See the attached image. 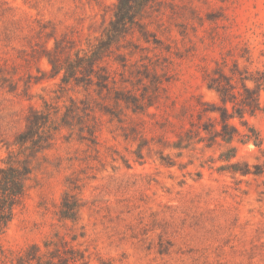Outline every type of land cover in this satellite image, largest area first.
<instances>
[{
  "label": "rangeland",
  "instance_id": "obj_1",
  "mask_svg": "<svg viewBox=\"0 0 264 264\" xmlns=\"http://www.w3.org/2000/svg\"><path fill=\"white\" fill-rule=\"evenodd\" d=\"M260 72L264 0H0V165L35 114L51 138L1 245L65 233L53 213L71 191L91 252L113 264H264V173L220 170H264V93L229 120L259 149L211 139ZM225 77L223 105L209 87Z\"/></svg>",
  "mask_w": 264,
  "mask_h": 264
},
{
  "label": "trees",
  "instance_id": "obj_2",
  "mask_svg": "<svg viewBox=\"0 0 264 264\" xmlns=\"http://www.w3.org/2000/svg\"><path fill=\"white\" fill-rule=\"evenodd\" d=\"M119 14L120 10L116 16L118 17ZM80 60L81 58H77V61ZM54 70L56 74L61 71L60 68ZM70 71V69L66 71L64 79L71 77L69 76ZM259 75L261 76L259 79L250 80L254 83L253 89L247 88L242 82L244 95L239 110H233L231 114L226 108L218 110L217 123L220 128L213 132L212 141L219 139L227 145L238 141L241 144L252 143L258 149L261 147V139L254 128L245 125L247 133L241 135L242 138L239 139L237 130L229 125V120L232 118H242L244 114L253 115L260 110L259 99L261 92L264 93V72H260ZM224 80L226 81L225 87L213 86L209 89L215 90L222 104L226 105L233 103V96L229 92L232 85L226 77ZM47 122V116L35 114V118L29 120L27 130L15 140V145L18 147L17 152H8L6 159L1 161L0 238L22 208L34 173L33 160L38 159V155L50 147V127L46 125ZM235 156V148L230 147L220 154V159L230 162ZM254 168L256 170L252 171L249 164L237 162L222 166L220 170L239 173L243 176H258L264 173L260 165H255ZM83 207L84 204L77 193L65 191L53 213L65 233L53 232L40 243H31L19 249L4 248L0 243V264H93L92 259L96 264H113L110 259H103L91 252L84 228L79 225L80 212Z\"/></svg>",
  "mask_w": 264,
  "mask_h": 264
}]
</instances>
